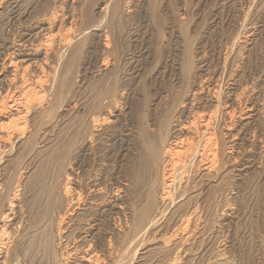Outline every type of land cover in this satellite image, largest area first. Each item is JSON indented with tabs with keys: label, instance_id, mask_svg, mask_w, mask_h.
Listing matches in <instances>:
<instances>
[{
	"label": "rangeland",
	"instance_id": "obj_1",
	"mask_svg": "<svg viewBox=\"0 0 264 264\" xmlns=\"http://www.w3.org/2000/svg\"><path fill=\"white\" fill-rule=\"evenodd\" d=\"M5 1L0 97L11 104L24 87L34 90L23 118H12L10 109L0 114V215L14 214L0 218V226L11 224L0 246L6 264H264V0H31L30 15L13 26ZM9 44L19 50L10 66L3 55ZM36 79L44 86L37 100ZM210 88L221 91L223 101L253 100L256 117L238 142V123L246 122L233 116L227 205L213 182L202 188L208 204L199 206L200 220L190 212L202 199L179 198L175 208L190 223L172 238L140 137L165 141L197 109L199 128L208 110L189 103ZM236 102L229 104L236 109ZM225 108L220 112L230 111ZM190 139L184 133L177 147L170 140L172 153H184ZM118 190L120 204L94 223L102 199L108 202ZM195 226L201 236L195 230L190 239Z\"/></svg>",
	"mask_w": 264,
	"mask_h": 264
},
{
	"label": "bare ground",
	"instance_id": "obj_2",
	"mask_svg": "<svg viewBox=\"0 0 264 264\" xmlns=\"http://www.w3.org/2000/svg\"><path fill=\"white\" fill-rule=\"evenodd\" d=\"M29 1L31 0H6L5 3L3 4V12H5L6 16H7V23L12 25L13 26V23L20 21L22 18H25L26 16L30 15L29 13L32 11L34 5H31V6H28L29 4ZM3 2V1H2ZM35 3V2H34ZM40 8V6H39ZM107 8V7H106ZM103 10V9H102ZM122 11V10H121ZM39 17V16H38ZM41 18V17H40ZM38 19V18H37ZM42 19V18H41ZM25 20V19H24ZM35 20V19H34ZM22 21V20H21ZM6 23V22H5ZM19 24V23H18ZM33 24V23H31ZM6 25V24H5ZM11 27V26H10ZM20 27V25H19ZM22 27V26H21ZM28 27V26H27ZM30 27V26H29ZM34 27V26H33ZM6 28V27H4ZM11 29V28H10ZM9 30V28H8ZM16 30V29H14ZM11 31V30H10ZM254 33V32H253ZM14 34V33H13ZM12 34V35H13ZM17 34V33H16ZM37 34V33H36ZM35 33L34 34H30V33H27L26 36L29 37V39H31L32 37L34 36H37ZM25 36V34H23ZM39 35V34H38ZM25 36V37H26ZM8 37V36H7ZM41 37V36H40ZM45 37V36H44ZM47 38V37H46ZM247 38V37H246ZM5 39V38H4ZM8 39V38H7ZM6 39V41H8ZM36 39V38H35ZM34 40V39H33ZM38 40V39H37ZM77 40V39H76ZM106 40V39H105ZM14 41V40H13ZM25 42V41H24ZM71 42V41H70ZM14 43V42H13ZM252 43V42H251ZM5 44V43H4ZM8 44V43H7ZM15 44V43H14ZM13 44V45H14ZM45 44V43H44ZM10 45V44H9ZM40 45V44H39ZM105 45V44H104ZM12 44L10 45V48H8L9 50L8 53L6 54H3L5 55V61L9 60V66L12 65V63L14 62V60H16L15 56H16V53H19V50L18 49H14L13 47H11ZM31 46V45H30ZM4 47V46H3ZM5 49V48H4ZM24 49V48H23ZM31 49V48H30ZM6 51V50H5ZM6 51V52H7ZM3 52V50H2ZM29 52V51H28ZM38 52V51H37ZM36 53V52H35ZM45 55V54H44ZM25 56V55H24ZM3 57V56H1ZM29 57V55H28ZM8 58V59H6ZM62 59V58H61ZM60 62V61H59ZM15 63V62H14ZM137 64V63H136ZM173 64V63H172ZM66 65V64H65ZM14 66V65H13ZM131 66V65H130ZM3 67V66H2ZM7 67V66H6ZM182 67V66H181ZM57 68V67H56ZM133 68V67H132ZM136 68V67H135ZM23 69V68H22ZM183 68H181L182 70ZM211 69V68H210ZM208 70V69H207ZM212 70V69H211ZM16 71V70H15ZM184 71V70H183ZM210 71V70H209ZM14 72V71H13ZM180 72V70H179ZM205 73V72H204ZM209 73V72H208ZM221 74V73H220ZM15 75V74H14ZM41 75V74H40ZM52 75V74H51ZM178 75V74H177ZM181 75H182V71H181ZM210 75V74H209ZM228 75V74H227ZM42 76V75H41ZM45 76V75H44ZM206 76V75H205ZM204 76V77H205ZM178 77V76H177ZM242 77V76H241ZM21 78V77H20ZM203 78V77H202ZM16 79V78H15ZM14 79V80H15ZM25 79V77H24ZM210 79V78H209ZM32 80V79H30ZM46 80V79H45ZM220 80V79H219ZM222 80V79H221ZM244 80V79H243ZM247 80V79H246ZM33 81V80H32ZM218 81V80H217ZM28 81H26L27 83ZM206 82V81H205ZM25 83V82H23ZM25 83V84H26ZM29 83V82H28ZM33 83H35V85H37L36 87L39 88L38 91H35L33 93V95L36 97V100H37V96L40 95V92H42V87L41 83H43L42 81H40V79H36ZM32 83V84H33ZM50 83V82H49ZM53 83V82H52ZM241 83V82H240ZM21 84V83H20ZM217 83H215V87L218 85H216ZM30 85V84H29ZM210 85V84H209ZM220 85V84H219ZM205 86V85H204ZM223 86V85H222ZM239 86V85H238ZM207 87V86H206ZM214 87V88H215ZM241 87V85H240ZM25 90H23V92L21 94H18L19 96L17 98H14L12 99L11 101V104H7L6 101L4 100V96L3 97H0V114L1 112H4L6 109H10V111H14L15 112V115L12 116L15 117V116H21L22 115L24 116L25 114H27L30 110V104L32 103L31 102V97L29 94H31V90L34 91L33 89H31L30 91L28 90L30 88V86H26L24 87ZM202 88V86H201ZM201 88H200V91H201ZM208 88V87H207ZM208 89V95L206 94V97L204 98L203 96H199V97H195L193 96L191 102L189 103L190 106L193 107V104L196 102H200L199 103V106H201V109H203L202 112H204V109H207V117L208 119L203 123V125H201L203 128H201L199 130V128H196L195 125L197 124H194V122H197L198 120V115L200 114V112H196L194 110L191 111L192 114H194L196 117L191 120V121H188L186 123H180L178 124V129L174 132H173V137L170 136V137H166L167 139L164 141L162 140V138L160 139L161 142L159 143L157 140H154L153 137H155V135H153L151 137L150 134V140L148 138V140H146V143H145V139L146 138H141V141H142L144 144V146H142L144 148V155H143V159L144 161L146 162L147 161V164L143 161V164L145 163L150 170V174L151 177H152V180H153V188L155 187V192H154V195L155 197H157L156 199H158L159 202H157V204L161 205L160 208L162 211L161 212V215L160 216L162 219H163V216H170L169 219H168V227L169 229H171V232L172 234L169 236V237H178V235L181 233V232H184V230H186L184 228V226H187L188 223H190L189 221L187 220H184V219H188V217H184L183 215H181L179 212H177V207L175 208V205H176V201L178 200L179 201V198L182 199V197L184 198V196L186 198H188L187 200L189 199H192L193 196H195V198L198 196L200 197V203L198 204H194L196 205V207L193 209L192 212H190V209L189 212L191 214H196V215H199L198 216V219L200 220V218L203 216L202 214V211L200 209V205H206L205 203H207V201H205V199L203 198V189L202 188H206L208 186V184L204 185L205 183H210V182H213L216 184V186L219 185V187H221V197L219 200L223 202V205H227V193H228V189H229V182H228V173H229V164L231 163L230 162V155H229V150H231L232 148V139H231V135L232 137L233 134H230L231 132V129H233L232 127L236 124V121L234 119V117H236V115H238V118H243L242 121H245L246 123L244 124H240L238 123V127L239 125H242L241 128L239 129L238 128V132H237V135L239 137L238 139V142H241V141H244L245 140V137H247V132H246V129H245V125L247 126L248 124H251V121L252 119H254L255 116V111H256V106H254V101L252 100V103L248 102V104H245V99L244 101L241 100L239 97L237 98H227L223 101L222 97H221V94L220 93L221 91H219L218 89ZM47 89V88H46ZM205 89V87H204ZM202 89V90H204ZM224 89V88H221V90ZM243 89V88H241ZM16 90V89H15ZM206 90V89H205ZM239 90V89H238ZM247 90V89H246ZM47 91V90H46ZM49 91V90H48ZM198 91V92H200ZM237 91V90H236ZM241 91V90H240ZM203 92H206V91H203ZM202 92V93H203ZM230 92V90H229ZM243 92V91H242ZM247 92V91H246ZM197 93V92H195ZM6 94V93H5ZM48 94V93H47ZM44 95V94H43ZM53 95V94H52ZM228 95V94H227ZM231 94L229 93V96ZM233 95V94H232ZM234 95H236L234 93ZM238 95V94H237ZM244 95V94H243ZM249 95V94H248ZM6 96V95H5ZM12 96V95H11ZM243 97V96H242ZM33 98V97H32ZM255 98V97H254ZM255 100V99H254ZM10 101V100H9ZM236 102L237 105H235L236 109L232 106L233 104H229V102ZM31 102V103H30ZM34 104V103H33ZM47 104V103H46ZM196 105H194L195 107ZM224 106L226 108H229L230 111H223V112H220V108ZM192 107H189L192 109ZM38 108V107H37ZM185 108V107H184ZM188 108V109H189ZM225 108V109H226ZM262 108V107H261ZM186 109V108H185ZM189 112V113H191ZM25 113V114H23ZM30 113V112H29ZM185 114V113H184ZM187 115V114H186ZM206 115V114H205ZM228 116L227 117V120L224 116ZM193 116V115H192ZM234 116V117H233ZM19 117V118H21ZM172 117V116H171ZM180 117V116H179ZM9 118V117H8ZM23 118V117H22ZM96 118V117H95ZM174 118V117H173ZM191 118V117H190ZM204 118V117H203ZM202 118V119H203ZM234 118V119H233ZM189 119V118H188ZM231 119V120H230ZM190 120V119H189ZM234 120V121H233ZM264 120V119H263ZM171 121V120H170ZM204 121V120H203ZM262 121V120H261ZM12 119H9L7 123H10L12 125V127H14V124L12 123ZM17 122V121H16ZM26 122V121H25ZM94 122V121H93ZM232 122V123H231ZM90 123V122H89ZM171 123V122H170ZM169 123V124H170ZM97 124V123H96ZM10 125V126H11ZM95 125V124H94ZM174 125V124H173ZM260 125V124H259ZM258 126V125H257ZM171 127V126H170ZM167 126V128H170ZM4 129L2 124H0V130ZM15 128H19V126H16ZM25 128V127H24ZM166 128V129H167ZM177 128V127H176ZM165 129V130H166ZM171 129V128H170ZM257 129V128H255ZM165 130H164V133H165ZM3 131V130H2ZM145 131V130H144ZM157 131V130H156ZM220 131V132H219ZM235 131V130H234ZM264 131V130H263ZM154 132V131H153ZM160 133V131H157ZM168 132V131H167ZM172 132V131H171ZM148 133V132H147ZM169 133V132H168ZM175 133V134H174ZM184 133H189L190 134V144H188V149H184L186 150L184 153H177L175 154L172 153L174 150L170 148V145L171 143H169L170 140H173L171 141L172 143H174V145L176 146L177 144H181L183 140H181L182 138V135ZM233 133V132H232ZM156 134V133H155ZM158 134V133H157ZM255 134V133H254ZM141 135V134H140ZM145 135V134H144ZM178 135H180V138H177L179 137ZM146 136V135H145ZM161 136H162V132H161ZM166 135H164L165 137ZM188 138V137H187ZM250 138V137H249ZM138 139V138H137ZM156 139V137H155ZM231 139V140H230ZM264 139V138H262ZM139 140V139H138ZM249 140V139H248ZM140 141V143H141ZM189 141V140H188ZM196 141V142H195ZM185 142V141H184ZM129 143V142H128ZM237 144V143H236ZM142 145V143H141ZM140 145V146H141ZM182 145V144H181ZM184 145V143H183ZM243 145V144H242ZM260 145V144H259ZM172 146V145H171ZM187 146V145H185ZM240 146V145H239ZM250 146V144H249ZM118 147V146H117ZM177 147V146H176ZM174 147V148H176ZM257 147V146H256ZM262 147V146H261ZM182 148V147H181ZM138 150V149H137ZM141 150V149H139ZM138 150V152H139ZM247 150V149H245ZM263 150V149H262ZM41 151V150H40ZM252 151V150H251ZM254 151V150H253ZM135 152V151H134ZM178 152V151H177ZM37 154V153H36ZM35 154V155H36ZM134 154V153H133ZM231 154V153H230ZM264 154V153H263ZM139 155V154H138ZM142 155V154H141ZM238 155V154H237ZM242 155V154H241ZM37 157V156H36ZM140 157V155H139ZM233 157V156H232ZM237 157V156H236ZM38 158H40L38 156ZM110 159V158H109ZM115 159V158H114ZM264 159V158H263ZM135 160V159H134ZM142 160V159H141ZM232 160V159H231ZM239 160V159H238ZM261 160V159H260ZM114 161V160H113ZM234 161V160H232ZM142 162V161H141ZM140 162V164H141ZM131 163V162H130ZM136 163V162H135ZM138 163V164H137ZM137 166L139 165V162H137ZM114 164V163H113ZM258 164V163H257ZM110 165V164H109ZM131 165V164H130ZM134 162H133V166H134ZM264 165V164H263ZM116 166V165H115ZM122 166H124L122 164ZM126 166V164H125ZM132 166V165H131ZM140 166V165H139ZM107 167V166H106ZM249 167V165H248ZM125 168V167H124ZM133 168V167H132ZM139 168V167H137ZM246 168V167H245ZM122 169V168H121ZM127 169V168H126ZM145 168H143V171H144ZM138 171V170H137ZM135 171V172H137ZM120 172V171H119ZM146 172L147 169H146ZM145 172V173H146ZM134 173V171H133ZM111 174V173H110ZM128 174V173H127ZM139 174V172H138ZM144 174V173H143ZM232 174V173H231ZM107 175V174H106ZM145 175V174H144ZM132 176V175H131ZM137 176V174H136ZM235 176V175H233ZM239 176V175H238ZM108 177V176H107ZM142 178V176H140ZM147 177V176H146ZM117 178V177H116ZM135 178V177H134ZM122 179V178H121ZM131 179V178H130ZM138 179V177H137ZM144 179V178H143ZM106 180V179H105ZM125 180V179H124ZM142 180V179H141ZM147 180V179H146ZM94 181V180H93ZM132 181V180H131ZM130 181V182H131ZM135 181V180H134ZM133 181V182H134ZM120 182V181H119ZM132 182V183H133ZM140 182V180H139ZM143 182V181H142ZM141 182V183H142ZM128 183V182H127ZM131 183V184H132ZM136 183V181H135ZM148 183V182H146ZM112 184V183H111ZM130 184V185H131ZM145 184V183H144ZM120 185V184H119ZM123 185V184H122ZM129 185V186H130ZM142 185V184H141ZM150 185V184H149ZM94 186V185H93ZM110 186V185H109ZM125 186V184H124ZM151 186V185H150ZM213 187V185H211ZM210 186V187H211ZM122 188V187H121ZM67 189V188H66ZM141 189V188H140ZM201 189V191H200ZM150 190V189H148ZM193 190H194V193H193ZM197 193H195L196 191ZM209 190V189H208ZM64 191V190H63ZM94 192H99L98 190H93ZM92 191V192H93ZM153 191V190H151ZM149 192L148 191V195L149 193H152V192ZM18 192V191H17ZM111 192V190H110ZM143 192V191H142ZM219 192V191H218ZM109 193V192H108ZM113 193V192H112ZM214 193V192H213ZM211 194V193H210ZM217 194V193H216ZM215 194V195H216ZM153 194H151V197L150 198H153L152 197ZM202 195V196H200ZM205 195V193H204ZM214 195V196H215ZM16 196V195H15ZM108 196V194H107ZM120 196V197H119ZM147 196V195H146ZM106 197V196H105ZM216 197V196H215ZM214 197V198H215ZM122 198H123V195H122ZM149 198V197H147ZM150 198L148 200H150ZM185 198V199H186ZM222 199V200H221ZM186 200V201H187ZM198 200V199H196ZM215 200V199H213ZM108 202H106V199H102V208L104 210H99V212L95 215V217H97V219L94 221L95 222H101L100 218H103L102 215L104 214H111L113 213L112 211L114 210L115 208V205L117 204H120L118 203L119 201H121V191L119 192V190L117 191V193H115V195H113L112 197H110L109 199H107ZM151 202H153V200H150ZM181 201V200H180ZM123 202V201H122ZM149 202V201H148ZM150 202V203H151ZM156 202V200H155ZM155 202L153 204H155ZM209 202V201H208ZM146 203V201H145ZM180 203V202H179ZM211 203V202H210ZM68 204V203H67ZM152 204V205H153ZM208 204V203H207ZM71 205V204H70ZM100 205V204H99ZM151 205V204H150ZM151 205V206H152ZM182 205V204H181ZM222 205V207H224ZM10 205H8L9 207ZM149 206V205H148ZM150 206V207H151ZM67 207V205H66ZM121 207V206H120ZM124 207V206H123ZM155 207L156 209V206H153ZM204 207V206H203ZM202 207V208H203ZM221 207V208H222ZM122 208V207H121ZM149 208V207H148ZM71 209V208H70ZM146 209V208H145ZM154 209V208H153ZM159 209V208H158ZM156 209V211L158 210ZM223 209V208H222ZM68 210V209H67ZM149 210V209H148ZM151 210V209H150ZM188 210V209H187ZM8 211V214H5V213H1L0 215V218L3 219V218H9L10 216H13L14 214L12 213V210H7ZM142 211V210H141ZM152 211V210H151ZM155 211V210H154ZM153 211V212H154ZM196 212V213H195ZM204 212V211H203ZM223 210L221 211L220 210V213H222ZM151 213V212H149ZM156 213L158 214L159 213V210L158 212H155L153 214L156 215ZM219 213V214H220ZM69 214V213H68ZM145 214V213H144ZM160 215V214H159ZM158 215V216H159ZM190 215V214H189ZM195 215V216H196ZM206 215V214H205ZM226 215V214H225ZM141 216V215H140ZM154 216V215H153ZM194 216V215H193ZM224 216V214H223ZM107 217V216H106ZM143 217V216H142ZM145 217V216H144ZM146 217H148V219L150 221H152L149 217V215H147ZM156 217V216H154ZM184 217V219L182 220V218ZM192 217V216H191ZM190 217V218H191ZM167 218V217H166ZM189 218V219H190ZM15 218H12V219H9V220H14ZM95 219V218H94ZM142 219V218H141ZM147 219V218H146ZM145 219V220H146ZM155 219V218H153ZM159 219V218H157ZM161 219V220H162ZM72 220V219H71ZM140 220V219H139ZM144 220V221H145ZM160 220V219H159ZM160 222H163L161 221ZM167 220V219H166ZM165 220V221H166ZM192 220V219H191ZM149 221V223H150ZM155 221V220H153ZM164 221V222H165ZM203 221V220H202ZM1 222V221H0ZM8 222V221H7ZM114 222V221H113ZM141 222V221H140ZM147 224H148V220H146ZM146 222L143 224V227L142 229L144 228V225H145V228H146ZM158 223H160L159 221H156ZM166 223V222H165ZM152 224V223H151ZM154 225H156V223L153 222ZM193 224V223H192ZM11 225V224H10ZM10 225H7L6 224H3L2 226H0V246H2V243H3V238L5 237L6 235V231L7 229L10 227ZM59 225V224H58ZM140 225V224H139ZM138 225V226H139ZM153 225V226H154ZM161 225V224H160ZM191 225V224H190ZM97 224L95 225L94 224V227H96ZM151 226V225H149ZM201 226L199 225L198 223V226L197 228ZM8 227V228H7ZM88 227V226H87ZM152 227V226H151ZM167 227V228H168ZM189 227V226H188ZM191 227V226H190ZM148 228V227H147ZM153 228V227H152ZM164 228V227H163ZM184 228V229H183ZM140 229V228H139ZM141 229V230H142ZM192 230H190V235H199L201 233L200 230L201 228H199L198 230L196 229V226L194 228H192ZM204 229V228H203ZM149 230V228H148ZM158 230V229H157ZM195 230H196V234H195ZM147 230H145L146 232ZM141 232V231H140ZM8 233V232H7ZM139 233V232H138ZM186 233V232H185ZM188 233V232H187ZM38 234V233H37ZM142 234H144V232H142ZM166 234V233H165ZM184 234V233H183ZM140 235V234H139ZM189 235V234H188ZM189 236L190 239H192L194 236ZM196 235V236H197ZM33 236V235H32ZM201 236V235H200ZM165 237V236H163ZM187 237V236H186ZM185 237V238H186ZM188 237V239H189ZM207 237V236H206ZM159 239V238H158ZM184 239V238H183ZM187 239V238H186ZM205 239V238H204ZM168 240V239H167ZM185 240V239H184ZM182 241V240H180ZM179 241V242H180ZM174 242V241H173ZM187 243V242H186ZM185 243V244H186ZM178 244V243H177ZM177 244H174L175 246ZM199 244V243H198ZM7 245V244H6ZM137 245V244H136ZM135 245V246H136ZM171 245V244H170ZM179 246V245H178ZM191 246V245H190ZM197 246V245H196ZM199 247V245H198ZM137 247H135V253H137ZM139 248V247H138ZM3 249V248H2ZM181 249V248H180ZM193 249V248H192ZM188 250V249H187ZM133 251V249H132ZM133 253V252H132ZM131 253V256L134 255ZM181 253V252H180ZM3 251L0 249V264H6L5 262V256L3 255ZM177 254V253H176ZM193 255V254H192ZM196 255V254H195ZM129 256V257H131ZM219 256V255H218ZM134 258V256H132ZM131 257V258H132ZM217 257V256H216ZM221 257V256H220ZM175 258V257H174ZM92 259V257H90L88 260ZM178 259V258H177ZM176 259V260H177ZM196 259V258H195ZM209 259V258H208ZM129 262L132 260H130L128 258ZM127 260V262H128ZM219 260V259H218ZM222 261V260H221ZM16 262V261H15ZM126 262V263H127ZM133 262V261H131ZM130 262V263H131ZM178 262V261H177ZM190 262V261H189ZM207 262V261H206ZM230 262V261H229ZM228 262V263H229ZM9 263V262H7ZM17 263V262H16ZM129 263V264H130ZM172 264V262H170ZM219 262H216L212 260V263L210 264H218ZM169 264V263H168ZM175 264V263H173ZM187 264V263H186ZM190 264V263H189Z\"/></svg>",
	"mask_w": 264,
	"mask_h": 264
}]
</instances>
